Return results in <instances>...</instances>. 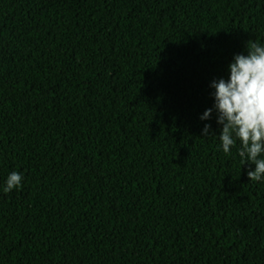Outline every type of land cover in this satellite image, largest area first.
I'll use <instances>...</instances> for the list:
<instances>
[{"label":"clouds","instance_id":"clouds-1","mask_svg":"<svg viewBox=\"0 0 264 264\" xmlns=\"http://www.w3.org/2000/svg\"><path fill=\"white\" fill-rule=\"evenodd\" d=\"M229 76L211 82L215 90L214 103L205 110L201 120H211L213 113L216 123L221 126L220 146L225 155L239 142L238 155L242 165H255L249 168L250 182L264 180V45L249 40L246 54H234L228 65ZM211 124H205L202 135L208 137ZM23 175L11 172L5 181L3 192L8 194L22 187Z\"/></svg>","mask_w":264,"mask_h":264}]
</instances>
